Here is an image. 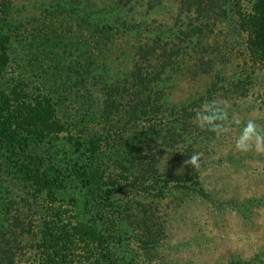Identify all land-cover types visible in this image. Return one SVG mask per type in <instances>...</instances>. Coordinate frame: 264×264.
<instances>
[{
    "label": "trees",
    "instance_id": "obj_1",
    "mask_svg": "<svg viewBox=\"0 0 264 264\" xmlns=\"http://www.w3.org/2000/svg\"><path fill=\"white\" fill-rule=\"evenodd\" d=\"M166 1L51 0L27 22L0 0V201L22 191L28 212L40 207L32 220L5 202L0 264H13L12 227L34 264H123L132 219L144 245L156 243L143 199L214 202L203 174L218 138L193 118L207 100L252 94L264 74V0H173L172 26L153 19L171 11ZM194 152L200 168L183 167Z\"/></svg>",
    "mask_w": 264,
    "mask_h": 264
},
{
    "label": "rangeland",
    "instance_id": "obj_2",
    "mask_svg": "<svg viewBox=\"0 0 264 264\" xmlns=\"http://www.w3.org/2000/svg\"><path fill=\"white\" fill-rule=\"evenodd\" d=\"M49 1L13 0V5L18 9L16 13L28 22L40 14L38 4ZM168 5L171 11L167 8L154 15L158 24H175L171 13L177 14L178 4L172 0ZM185 15L177 27L182 21L186 23ZM26 26L29 32L33 29L31 23ZM225 32L230 35L228 30ZM229 65L235 67L236 64ZM27 76L33 79L31 74ZM254 79L252 94L248 98L228 100V110L230 115L236 114L242 121L252 118L264 126V74L258 71ZM191 85L186 78L178 80L179 87L174 96L184 99L189 95ZM238 134L239 128L234 126L232 133L219 137L212 144L215 153L212 152L205 161L204 186L213 193L217 205L192 195L143 199L149 208L146 221H151L156 243L153 249H148L144 245L146 234H142L135 224L136 219L135 223L132 219V224H126L129 236L119 254L123 264H228L231 260H253L254 264H264V154L238 152L235 149ZM21 192L10 196L17 203L20 201L18 204L12 205L10 198L0 201V215L5 210V202H9L11 213L14 207L24 205L28 219L38 220L40 207L34 205L28 212L27 203L22 202L25 195ZM137 221L144 226L141 219ZM14 228L7 236L13 264L36 263V251L27 234L19 230V239L15 240L12 237Z\"/></svg>",
    "mask_w": 264,
    "mask_h": 264
},
{
    "label": "clouds",
    "instance_id": "obj_3",
    "mask_svg": "<svg viewBox=\"0 0 264 264\" xmlns=\"http://www.w3.org/2000/svg\"><path fill=\"white\" fill-rule=\"evenodd\" d=\"M194 122L204 131L215 134L217 138L228 135L239 128L235 138V149L240 153L255 152L264 154V126L255 119L242 121L236 114H229L228 103L225 100L212 99L205 101L199 109L195 110ZM242 125V127H241ZM202 153L194 152L183 161V167L200 168ZM183 168L178 170L182 173Z\"/></svg>",
    "mask_w": 264,
    "mask_h": 264
}]
</instances>
